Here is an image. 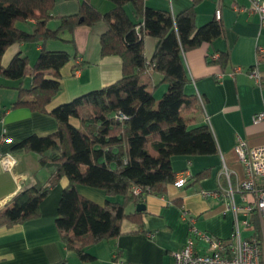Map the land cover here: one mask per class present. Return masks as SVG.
Returning <instances> with one entry per match:
<instances>
[{"label":"trees","instance_id":"16d2710c","mask_svg":"<svg viewBox=\"0 0 264 264\" xmlns=\"http://www.w3.org/2000/svg\"><path fill=\"white\" fill-rule=\"evenodd\" d=\"M110 1L114 7L102 13L90 0H82L77 14L59 17L60 26L52 29L49 22L54 18L55 0H0V89L9 87L5 80L19 82V97L12 107L49 112L58 122L56 132L29 136L12 148L14 154H37L40 166L53 170L46 184L24 189L0 209V228L39 217L43 200L67 178L56 225L66 248L85 262L93 259L87 252L90 247L121 235L125 220L143 226L145 211L128 213L127 208L145 205L149 195L162 196L174 185L177 174L171 167L172 157L217 152L209 124L194 126L201 104L198 95L185 92L189 78L184 54L221 37V21L197 27L195 6L202 0H194L191 8L176 15L151 8L145 0ZM129 4L133 17L126 10ZM32 21V29L22 27ZM100 21L108 25L100 38L102 56H118L122 61L121 79L109 86L49 111L61 91V69L71 61L70 54L43 49L32 66L22 53L9 65L2 64L3 56L15 44L67 42L66 33ZM146 36L157 42L150 60L145 54ZM228 60L229 54L214 59L223 66ZM156 73L162 77L159 82L153 78ZM27 77L30 82L24 86ZM162 85L167 88L158 101L155 93ZM121 115L125 118L120 119ZM77 185L103 189L109 199L98 204L80 194ZM112 197L123 200L113 201ZM254 216L253 228L259 231ZM67 263L64 259L57 264Z\"/></svg>","mask_w":264,"mask_h":264},{"label":"crops","instance_id":"0c3cea01","mask_svg":"<svg viewBox=\"0 0 264 264\" xmlns=\"http://www.w3.org/2000/svg\"><path fill=\"white\" fill-rule=\"evenodd\" d=\"M81 1L55 0L50 28L60 26L59 17L77 14ZM193 2L145 0L147 6L169 10L174 15L191 8ZM90 3L102 13L114 7L110 0H90ZM217 4L218 0H202L195 6L197 27L216 19ZM220 4L223 35L184 54L189 78L185 92L201 96L204 101V107L201 106L196 114L194 126L205 123V118L209 117L217 152L172 157L171 167L177 175L184 171L190 174L186 186L178 189L170 185L162 196L149 195L142 210L145 211L143 226L125 220L118 238L99 241L87 250L93 259L86 262L66 248L56 225L63 190L69 184L67 178L61 179L41 203L39 217L0 228V264H57L64 259H67V264H112L116 251L128 262L173 264V252L180 250L188 238L189 223L183 218L184 212L189 217H195L196 226L214 238L228 240L234 235L235 214L228 207L232 202L229 191H234L233 200L237 205L245 204L244 198L253 199L238 191L245 179L246 167L239 160L235 147L240 139L251 147L264 145V121L253 122L254 116L264 111V87L257 86L248 75L257 63L264 75V26L257 14L250 13V0H221ZM126 10L133 17V6L127 5ZM34 24L32 21L28 29H32ZM107 28V23L100 21L92 27L78 26L73 33H66L67 42L50 40L44 45L15 44L3 56L2 64L9 65L15 55L22 53L29 58L32 66L43 49L69 53L71 61L61 69V91L49 105L51 111L121 79V59L118 56H102L101 53L100 38ZM72 39L73 42H70ZM156 46L153 37H145L147 59L153 57ZM221 54H229L225 66L214 61ZM209 59L213 62L210 63ZM153 78L159 82L162 77L156 73ZM4 82L9 87L0 89V209L24 189L46 184L53 170L42 168L37 154H14L12 148L29 136H47L58 129L57 120L49 112H35L27 107L13 108L19 97L16 89L19 82ZM29 82L30 77H27L23 85L27 86ZM162 87L166 86H160L157 91ZM73 123L79 125L76 120ZM151 153L157 155L154 150ZM12 160L15 165L9 167L7 163H12ZM201 174L206 175L200 177ZM77 189L80 194L101 205L109 199L103 189L85 185H77ZM204 191L217 195L203 197ZM111 200L121 202L123 198L112 197ZM137 207L131 204L127 212H134ZM254 215L258 219L256 213L250 216L251 227ZM247 228H242L241 237L242 231ZM257 233L259 231L253 230L251 236Z\"/></svg>","mask_w":264,"mask_h":264},{"label":"built area","instance_id":"2783aa9c","mask_svg":"<svg viewBox=\"0 0 264 264\" xmlns=\"http://www.w3.org/2000/svg\"><path fill=\"white\" fill-rule=\"evenodd\" d=\"M220 1L218 0L215 11V18L218 21L222 19ZM250 2V13L257 14L264 26V0H250ZM248 75L257 86L264 87V75L258 63L248 71ZM198 97L201 106L204 107L202 97ZM123 118L125 117L121 115L120 119ZM205 120L209 124L208 116ZM263 121L264 111L253 118L255 124ZM235 152L246 167V176L240 183L238 191L253 197L252 200L244 198L246 203L237 205L233 200L234 191H229L232 202L228 204V207L233 209L235 214L236 232L228 240L214 238L196 226L195 217H189L184 212L183 218L189 223L188 238L186 244L180 250L173 252V264H264V145L251 147L247 142L240 139L235 147ZM7 165L13 167L15 161L12 160V163H7ZM189 178V172L179 173L176 176L174 187L184 188ZM139 193L140 190L137 189L136 194ZM216 195L217 193L211 191L202 192L203 197ZM254 213L258 216L259 234L243 239L241 230L244 227H251L249 220ZM241 217H244V219H241ZM112 264L140 263L128 262L115 255Z\"/></svg>","mask_w":264,"mask_h":264},{"label":"rangeland","instance_id":"374dc122","mask_svg":"<svg viewBox=\"0 0 264 264\" xmlns=\"http://www.w3.org/2000/svg\"><path fill=\"white\" fill-rule=\"evenodd\" d=\"M22 27L24 28H29L25 25H22ZM6 81V80H5ZM167 87H162L161 89H159L156 93V99L159 101L161 99V97L163 96L164 92L166 91ZM253 227H248L247 229L242 231V238H248L253 234ZM173 258V257H172Z\"/></svg>","mask_w":264,"mask_h":264},{"label":"water","instance_id":"95a60500","mask_svg":"<svg viewBox=\"0 0 264 264\" xmlns=\"http://www.w3.org/2000/svg\"><path fill=\"white\" fill-rule=\"evenodd\" d=\"M137 210H138V211H142V210H144V205L138 206V207H137Z\"/></svg>","mask_w":264,"mask_h":264}]
</instances>
